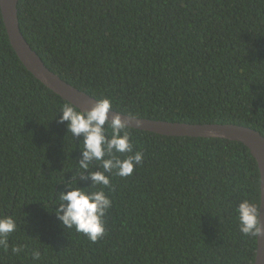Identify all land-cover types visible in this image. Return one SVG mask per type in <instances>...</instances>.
I'll return each instance as SVG.
<instances>
[{
	"label": "trees",
	"instance_id": "16d2710c",
	"mask_svg": "<svg viewBox=\"0 0 264 264\" xmlns=\"http://www.w3.org/2000/svg\"><path fill=\"white\" fill-rule=\"evenodd\" d=\"M17 16L50 71L112 110L264 135V0H18ZM66 103L21 62L0 12V215L17 224L0 264H253L235 207L260 203V174L244 144L222 138L129 127L143 162L109 174L104 235L64 228L53 201L100 169L78 171L83 137L59 121Z\"/></svg>",
	"mask_w": 264,
	"mask_h": 264
},
{
	"label": "clouds",
	"instance_id": "9594fccd",
	"mask_svg": "<svg viewBox=\"0 0 264 264\" xmlns=\"http://www.w3.org/2000/svg\"><path fill=\"white\" fill-rule=\"evenodd\" d=\"M110 109H113L111 99L104 97L84 110L66 103L62 106V115L59 117L61 123L67 122V131L73 138L83 137L80 142L82 157L77 163L78 171L83 173L90 169L92 161H96L100 169L88 171L87 175L92 181L90 187H79L75 179L67 183L69 190L59 192L52 206L58 205L54 211L64 228H74L77 233L84 234L93 243L104 235V217L112 207L111 198L103 190L111 184L109 174L128 177L132 175L135 167L143 162L142 151L133 153L128 121L123 119L118 111L109 118ZM117 153L130 155L121 159L115 155ZM94 186H100V189L86 191ZM260 205L261 203L243 199L235 207L239 231L246 237L256 238L264 235ZM16 228V221L11 215H0V248L5 251L9 249V236ZM24 249V245H13L11 252L19 255ZM31 257L34 262L39 261L41 252L33 249Z\"/></svg>",
	"mask_w": 264,
	"mask_h": 264
},
{
	"label": "water",
	"instance_id": "95a60500",
	"mask_svg": "<svg viewBox=\"0 0 264 264\" xmlns=\"http://www.w3.org/2000/svg\"><path fill=\"white\" fill-rule=\"evenodd\" d=\"M18 0H0V12L10 43L24 66L54 93L77 108H90L96 99L80 91L50 71L24 38L17 16ZM110 109L109 118L115 114ZM121 113V112H120ZM129 127L168 136L222 138L244 144L255 158L260 174V212L264 223V135L249 126L236 123H187L162 119L140 118L121 113ZM253 264H264V235L256 237Z\"/></svg>",
	"mask_w": 264,
	"mask_h": 264
}]
</instances>
